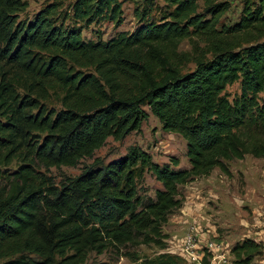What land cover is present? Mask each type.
<instances>
[{
    "label": "trees",
    "instance_id": "obj_1",
    "mask_svg": "<svg viewBox=\"0 0 264 264\" xmlns=\"http://www.w3.org/2000/svg\"><path fill=\"white\" fill-rule=\"evenodd\" d=\"M125 2L138 24L103 39L99 28L121 24ZM162 2L52 0L29 17L25 0H0V264H110L89 261L110 248L137 261L123 248H167L180 186L264 158V0H242L232 24L221 22L229 0ZM149 113L185 140L188 168L129 146L77 176L50 174L140 130ZM147 172L161 184L153 197L140 193ZM263 250L246 237L230 253L256 264ZM140 264L187 263L162 251Z\"/></svg>",
    "mask_w": 264,
    "mask_h": 264
},
{
    "label": "rangeland",
    "instance_id": "obj_2",
    "mask_svg": "<svg viewBox=\"0 0 264 264\" xmlns=\"http://www.w3.org/2000/svg\"><path fill=\"white\" fill-rule=\"evenodd\" d=\"M25 1L28 6L24 15L30 17L44 3L52 0ZM157 1L162 5V0ZM229 1V10L221 17V22L225 24H232L237 20L242 5V0ZM198 2L201 4L202 0H198ZM133 10L134 4L125 2L121 24L113 26L110 23H103L99 28L102 38L113 37L120 31L131 32L138 24ZM91 29L92 27H89L84 30L86 37L92 36ZM179 49H189L186 40L182 41ZM191 68H193V64L189 63L185 69ZM226 91L231 95L238 92V84L228 86ZM129 146H138L157 163H169V159L175 156L179 159L178 168L189 167V161L185 154V140L177 133L164 131L158 119L149 113L140 130L132 131L122 140H114L109 137L91 158H84L77 166L73 167H52L50 174L55 178V181H59L63 176H77L82 168L95 158H100L104 162L110 161L124 155ZM227 165L231 171L230 176L225 175L218 168H214L208 176L195 178L179 187L184 198L183 205L169 215L167 223L163 226V231L168 234L167 248L161 250L146 245L124 247L123 250L133 251L139 255L140 259L137 261L119 256L110 248L101 254L91 253L89 261H106L110 264H140L143 257H153L162 251L181 256L182 239L187 233L193 235L198 251L204 250L207 242L215 244L216 254L219 256L209 264H234L230 249L243 238L249 237L264 245V158L246 155L243 159L227 161ZM160 187L161 184L155 177L147 172L141 183L140 193L153 197L155 189ZM255 263L264 264V250L260 256L255 258Z\"/></svg>",
    "mask_w": 264,
    "mask_h": 264
},
{
    "label": "built area",
    "instance_id": "obj_3",
    "mask_svg": "<svg viewBox=\"0 0 264 264\" xmlns=\"http://www.w3.org/2000/svg\"><path fill=\"white\" fill-rule=\"evenodd\" d=\"M182 240L183 242L180 248V255L186 260L187 264H203L202 260L205 255L208 256L210 263V261L219 256V254H216L215 244L212 242H207L204 250L198 251L197 243H195L192 234L187 233ZM206 251L207 254H205Z\"/></svg>",
    "mask_w": 264,
    "mask_h": 264
}]
</instances>
